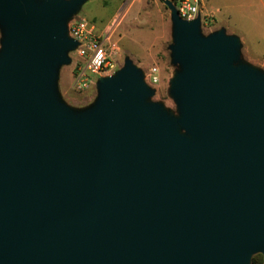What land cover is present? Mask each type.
I'll use <instances>...</instances> for the list:
<instances>
[{
	"label": "water",
	"instance_id": "95a60500",
	"mask_svg": "<svg viewBox=\"0 0 264 264\" xmlns=\"http://www.w3.org/2000/svg\"><path fill=\"white\" fill-rule=\"evenodd\" d=\"M82 0H0V264H246L264 258V84L236 36L166 1L183 64L177 134L126 64L85 119L50 96ZM264 264V261H263Z\"/></svg>",
	"mask_w": 264,
	"mask_h": 264
},
{
	"label": "rangeland",
	"instance_id": "374dc122",
	"mask_svg": "<svg viewBox=\"0 0 264 264\" xmlns=\"http://www.w3.org/2000/svg\"><path fill=\"white\" fill-rule=\"evenodd\" d=\"M42 0H34L38 5ZM171 0H82L70 19L84 18L96 30L107 36L108 49L115 53L114 68L98 76H89V82L78 88L77 76L82 59L75 48L64 51L66 60L52 64L49 81L50 96L68 115L76 119L88 118L101 102L100 79L116 77L126 64L137 72L145 90L144 107H155L157 115L173 130L186 138L189 133L182 125L183 106L176 91L183 73V64L174 57L175 34L170 9ZM207 8L225 4L227 13L207 9L209 16H200L198 33L207 38L218 32L225 36L243 34L244 42L237 39V48L231 65L254 74L264 84V9L259 0H205ZM174 5V4H173ZM228 27V31L225 28ZM8 20L0 16V60L6 53ZM234 30L237 32L230 33ZM233 34V35H232ZM262 259L256 251L251 258Z\"/></svg>",
	"mask_w": 264,
	"mask_h": 264
},
{
	"label": "built area",
	"instance_id": "2783aa9c",
	"mask_svg": "<svg viewBox=\"0 0 264 264\" xmlns=\"http://www.w3.org/2000/svg\"><path fill=\"white\" fill-rule=\"evenodd\" d=\"M181 18L191 21L202 13L201 0H177L174 4ZM69 37L77 41L76 53L82 59L77 76L78 88L89 82V76H98L114 68L113 48L106 45L107 36L99 33L94 24L84 18L70 19L67 23Z\"/></svg>",
	"mask_w": 264,
	"mask_h": 264
},
{
	"label": "crops",
	"instance_id": "0c3cea01",
	"mask_svg": "<svg viewBox=\"0 0 264 264\" xmlns=\"http://www.w3.org/2000/svg\"><path fill=\"white\" fill-rule=\"evenodd\" d=\"M259 3H260V7H262V9H264V0H259ZM201 7H202V13H204V11H206L207 9H210V10H212V11H214V13H216V12H221L222 11V9H223V12L224 13H227V16H228V20H229V18H230V12H229V10H228V8H229V6H227V5H225V4H222L221 6H216L215 8H207V6H206V1L205 0H201ZM264 16V15H263ZM225 28L227 29V31H228V27H226L225 26ZM230 33H235V34H237V32L236 31H234V30H231V31H229ZM239 34V35H238ZM237 35L238 36H236L238 39H240L242 42H244L245 40H243L244 39V36H243V34H240V32L238 33ZM233 35V34H232ZM244 43H246V42H244Z\"/></svg>",
	"mask_w": 264,
	"mask_h": 264
},
{
	"label": "trees",
	"instance_id": "16d2710c",
	"mask_svg": "<svg viewBox=\"0 0 264 264\" xmlns=\"http://www.w3.org/2000/svg\"><path fill=\"white\" fill-rule=\"evenodd\" d=\"M171 1H172L173 4H176V2H177V0H171ZM261 258H262L261 255H260V259L259 260H257L255 257L254 258L252 257L250 264H261L262 263V259Z\"/></svg>",
	"mask_w": 264,
	"mask_h": 264
}]
</instances>
